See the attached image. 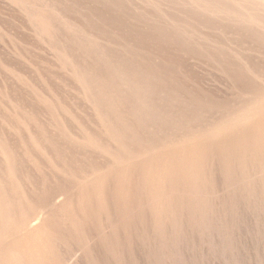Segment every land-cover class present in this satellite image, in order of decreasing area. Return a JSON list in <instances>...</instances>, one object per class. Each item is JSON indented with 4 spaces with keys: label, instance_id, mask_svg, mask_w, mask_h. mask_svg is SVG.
Returning <instances> with one entry per match:
<instances>
[{
    "label": "rangeland",
    "instance_id": "rangeland-1",
    "mask_svg": "<svg viewBox=\"0 0 264 264\" xmlns=\"http://www.w3.org/2000/svg\"><path fill=\"white\" fill-rule=\"evenodd\" d=\"M0 264H264V0H0Z\"/></svg>",
    "mask_w": 264,
    "mask_h": 264
}]
</instances>
